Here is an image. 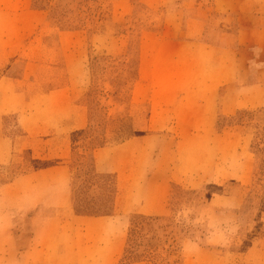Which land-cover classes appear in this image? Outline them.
<instances>
[{
  "label": "rangeland",
  "instance_id": "1",
  "mask_svg": "<svg viewBox=\"0 0 264 264\" xmlns=\"http://www.w3.org/2000/svg\"><path fill=\"white\" fill-rule=\"evenodd\" d=\"M251 1L0 0V264H40L20 261L19 252L52 217L34 193L18 198L21 175L69 163L70 213L112 217L117 179L92 172L91 152L145 137L137 179L150 184L131 199L126 217L114 218L126 238L114 264H264V107L226 117L219 105L237 102L225 103L221 86L212 118L203 109L199 124L177 123L171 104L151 115L138 82L177 80L182 64L170 58L191 46L182 42L219 40L250 57L245 84L257 83L264 48L244 49L236 34L239 24L264 26L243 19L264 15V0ZM210 57L206 77L216 70ZM238 80L234 99L243 88ZM161 182L169 186L162 207ZM153 210L165 216L155 219Z\"/></svg>",
  "mask_w": 264,
  "mask_h": 264
},
{
  "label": "crops",
  "instance_id": "2",
  "mask_svg": "<svg viewBox=\"0 0 264 264\" xmlns=\"http://www.w3.org/2000/svg\"><path fill=\"white\" fill-rule=\"evenodd\" d=\"M248 2L252 1L248 0ZM245 17L250 22L264 21V15H243V19ZM238 26L237 42L244 49L253 44H259L264 48V40H259L264 36V26L254 27L243 24ZM222 33L219 32L218 37ZM206 35L207 28H204L200 36ZM246 36L248 39L244 38ZM255 36L259 38L255 39ZM182 43H189L191 46L184 49L185 53L184 51L180 54L175 53L170 58L174 64L176 62L182 64L178 68L177 80L174 81L167 76L164 81H138L140 86H145L146 100L151 102L152 116L154 111H158V107H166L165 103H167L177 106V112L170 115L177 119V123H180V119L191 118L199 124L203 109L210 111L209 114H205L209 118H212L213 110H218V105H215V101L212 105V101L221 86H224L226 90L223 98L225 103L235 100L237 102L235 107L219 105L220 110H223L222 114L226 117L232 116L239 110H257L264 107V65H261L254 75L253 81L258 82L249 86L245 83L250 81L249 66H247L250 57L245 56L242 60L237 56V49L230 45L221 48L219 40L211 42L191 40ZM198 48L210 49L213 53L197 56L193 50ZM183 54H185L184 57ZM211 55H214L217 61L214 63L216 70L206 77L205 74L208 71L204 63L211 58ZM197 63H201L203 68L198 69ZM165 64L168 67L172 66L169 62ZM218 71L221 73L219 74ZM236 79H240L238 81L242 82L243 88L239 97L234 99L230 89ZM142 100L145 99L142 98ZM203 101H205L204 104ZM192 110L201 113H187ZM145 138L124 142L110 150L98 147L91 152L92 172H112L117 179L119 190L115 204L117 214L112 217L70 213L73 195L69 163L60 162L53 168L21 175L15 185L18 198L21 199L23 194L27 197L34 193L35 199H40V202L35 204L51 211L52 217L46 227L40 231L33 228L36 230L34 234L37 239L23 247L19 252V260L40 264H114L117 262L123 255L126 238H123L120 233L122 221L114 220V218L126 217L125 215L132 210L131 199L135 198L139 191L143 192V189L147 191V185L150 184L146 177L140 181L137 179V172L142 171L141 166H143L142 162H138V157L142 158V154L145 156L148 154V152L145 154L142 152L149 148L148 139ZM160 185L161 188L156 193L161 198L157 203L162 207L169 186L164 182ZM149 195L154 196L153 192H149ZM153 205L157 208V204ZM154 211L150 216H165L162 211ZM141 214L147 216L148 213L141 209Z\"/></svg>",
  "mask_w": 264,
  "mask_h": 264
},
{
  "label": "trees",
  "instance_id": "3",
  "mask_svg": "<svg viewBox=\"0 0 264 264\" xmlns=\"http://www.w3.org/2000/svg\"><path fill=\"white\" fill-rule=\"evenodd\" d=\"M95 149V148H94ZM153 218H155V219H160V218H163V217H153Z\"/></svg>",
  "mask_w": 264,
  "mask_h": 264
}]
</instances>
